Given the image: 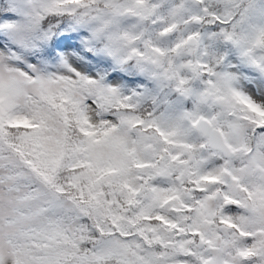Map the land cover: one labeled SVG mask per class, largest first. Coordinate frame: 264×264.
<instances>
[{"label":"rangeland","instance_id":"374dc122","mask_svg":"<svg viewBox=\"0 0 264 264\" xmlns=\"http://www.w3.org/2000/svg\"><path fill=\"white\" fill-rule=\"evenodd\" d=\"M63 1L68 0H0V6L3 5L1 10L7 15L4 21L9 20L0 25V32L12 47L0 41V98L4 100L0 99V107L3 112L9 113L7 124L16 127L27 124L31 116H37L36 125L30 128L34 133L21 134V138L43 145L54 163V156L61 151L57 139L62 137L63 126L60 120L48 116L47 106L60 103L65 112L86 131L93 132V138L82 145L81 153L87 150L96 161L112 160L120 167L111 180L125 179L122 171L124 162L129 163L134 158L145 161L155 157L159 150L166 151L160 176L162 184L174 194L166 204L163 203L165 211H168L167 205L175 207L177 211L174 212L180 211V197L192 195L196 206L191 216H195L198 229H201L197 235L211 246L208 253L194 251L196 264H258L248 259L251 255L264 257V28L261 26L264 0H217L225 1L227 8L237 3L236 7L242 14L240 23H243V29L234 43L236 51L226 54V65L221 64L220 70L210 73L208 84L202 82L200 66L196 63L186 65L191 78L187 82L181 80L179 72L174 73V67L169 70V77L162 70L153 84L154 89L158 91L167 85L166 97L173 92L175 94L160 111L159 121L150 120L148 126H142L143 130L133 127V122L128 119L121 120L124 112L118 118L112 112L114 109L104 107L102 102L95 100L96 95L101 99L105 95L108 106L111 101H118V87L123 81L119 73L111 74L107 81L99 85L90 81L87 85L85 81L90 77L101 80L105 68L100 66L90 71L87 61L72 50V45L57 46L56 57L49 58L50 52L44 57L36 54V50L40 49V38L36 36L42 29L46 14L58 12L57 6ZM74 1L76 9L77 1L82 0ZM105 1L101 0L102 3ZM199 1L187 0L176 19L185 22L186 12L201 10ZM108 2L112 8L94 5L92 9L96 12L88 8V12L95 14L83 27L95 41L100 39L101 33H108L106 42L111 41L112 44L104 48V55H108L113 60L112 65L117 67L122 63V54L132 47L133 34L140 27L144 29L148 26L147 19L153 9L149 1L131 0L129 9L124 0ZM194 18L199 16H192L191 22L187 21L179 29L181 35L191 33L186 43L192 37L197 39L187 50L190 57L198 55L205 45V38L198 35L199 24L193 22ZM122 28L128 30L129 35H121ZM145 60L148 65L145 72L164 66V56L158 52ZM165 81L168 83L164 84ZM146 94L145 90L142 99ZM33 99L41 104L37 110L31 108ZM244 105L247 109L242 108ZM201 118L214 122L236 152L232 159L222 157L227 174L223 169L222 176L217 179H196L197 172L200 170L201 173L215 160V153L206 147L207 140L194 129L196 121ZM112 124L114 127L109 129ZM3 129L0 122V134ZM6 152L0 137V264H94L98 257H108L111 264H118L112 263L115 259L119 264H182L173 262L174 255L185 252L180 240L166 238L170 243L163 247L169 251L168 255L159 257L148 248L144 249L148 256L144 260L142 243L133 246L116 236L103 240L98 254L89 259L82 256L85 261L77 262L72 257L75 247L68 245L69 238L72 239L79 228L72 215L76 206L71 200L62 199L48 190L47 184L51 179L45 181V173L36 168L35 171L22 169V165ZM174 152L177 153L176 159L170 161ZM81 162L76 156L68 166L80 165ZM148 167L144 164L134 170L144 176ZM214 187L223 192L226 204L243 203L245 208L248 204L252 206L250 213L237 218L233 224L219 219L230 228L226 236L219 232L216 219L224 199L214 202L216 192L220 191L212 194ZM162 197L160 189L153 193L148 191L144 213L158 208ZM183 218L178 215L180 221L175 226L178 237L183 231L182 226H185ZM252 236L260 246L257 253V247L249 252L241 250L242 243ZM183 242L184 245L190 243L186 239ZM193 247L197 249L195 243Z\"/></svg>","mask_w":264,"mask_h":264},{"label":"trees","instance_id":"16d2710c","mask_svg":"<svg viewBox=\"0 0 264 264\" xmlns=\"http://www.w3.org/2000/svg\"><path fill=\"white\" fill-rule=\"evenodd\" d=\"M138 1H149L153 11L147 19L148 26L144 29L140 27L133 34L132 47L126 54H122V63L117 67L112 65L113 60L108 55H104V48L112 44L111 41L108 44L106 42L108 33H101L100 39L95 41L83 27L95 14L88 12V8L93 12H96V9H92L94 5L112 8L108 5V0L103 3L101 0L77 1L76 9L73 7L74 0L59 3L60 5L57 6L59 8L58 12L53 11L51 14H46V18L42 22V29L37 33L36 38H40L38 41L40 49L36 50V54L44 57L50 52L49 58H52L58 54L57 46L72 45V50L87 61L90 71L97 70L100 66L105 68V75L101 80L90 77V80L85 81L87 85H89V81L99 85L107 81L111 74L119 73L123 81L118 87V101H111L108 106L105 95H103V99L96 95L95 100L102 102L104 107L114 109L112 112L118 118V115L124 112L121 120L128 119L133 122V127L143 130L142 126H148L150 120L159 121L160 111L165 109V106L175 94L173 92L166 97L168 94L167 85H163L158 91L154 89L153 84L161 75L162 70L169 77V70L174 67L176 69L173 68L174 73L179 72L181 80L187 82L191 78L186 65L190 62L192 64L196 63L200 66L198 69L202 82L208 84L207 79L210 78V73L220 70L221 64L226 63V54L236 51L234 43L243 23H240L242 14L239 13L236 7L237 3H233L227 8L225 1L201 0L199 1L202 4L201 10L186 12L184 15L185 22H183L176 19V17L187 0ZM124 3L128 9L132 6L131 0H124ZM2 8L3 5L0 6V25H4L9 21H4L7 15L2 12ZM194 15H198L203 19L202 24L197 27V32L198 35L205 38V45L204 50L198 55L190 57V55H187L189 45L186 40L191 33L186 32L181 35L179 29L187 21L191 22ZM262 25L264 28V20L261 23ZM174 27H176L175 30H173ZM126 34L129 35V31L122 28L121 35L126 36ZM262 35L264 41V33ZM0 41L7 47L12 48L3 32H0ZM157 52L163 54L164 66L161 69L157 68L156 71L145 72L148 68L145 59ZM204 70H207L208 73ZM167 83V81L164 82V84ZM145 90L147 94L142 99ZM2 101L4 102L3 99ZM33 101L36 103L35 106ZM33 101L30 103L33 105L31 106L32 109L37 110L41 107L37 100L33 99ZM47 107V111L50 113L48 116L60 120L63 126L62 137L57 139L61 151L54 156L56 162H52L43 145L30 142L24 137L21 138V134L34 133V130L30 128L36 125V121L39 119L37 116H31L27 124L23 123L15 127L12 124H7L9 113L3 112V108L0 107V117L2 119L0 122L4 127L0 137L7 151L6 154L12 155L15 158L14 161L22 165V169L35 171L34 168H36L41 173H45L44 180L51 179L50 184L46 183L50 188L48 190L55 192L62 199L71 200L76 206V210L72 215L73 220L78 221L79 228L72 239L69 238L68 240V245L75 247V250L72 251V257L77 262L85 261L81 258L82 256L89 259L92 255L98 254L102 241L116 236L127 240L132 245L142 243L141 254L146 260L145 257L148 258V256L144 249L147 248L159 257L168 255L169 251L163 246L166 244V238H169L174 241L180 240L182 242L180 244L185 250L183 254L174 255V263L196 264V253L193 244L198 236L194 231L201 229H198L199 227L194 220H191L190 214L186 213L187 216L184 214L186 224L181 235L177 237L178 231L175 230V223L179 221L178 216L174 212L169 211L168 213L163 209L164 204L173 195V190L162 184L160 176L162 158L166 156V151L159 150L156 152L155 157L145 161L134 158L129 163L124 162L122 171L125 173V179L111 180L113 174L119 171L120 167L114 165L112 160L107 162L96 161L89 155L87 150L81 153L82 145L93 138V132L86 131L76 119L65 112L60 103H54ZM41 121L44 120L41 119ZM41 121L40 124L42 125ZM113 127L112 124L109 129ZM176 154V152L172 154L170 161L176 159ZM76 156L82 160L81 164L68 166L70 160ZM144 164L149 167L146 174L142 176L140 171L138 174L134 169H139ZM223 169L224 160L216 157L209 166L204 167L201 173L200 170L197 172V178L201 176L220 178ZM157 189L162 190L161 202L155 213L150 211L145 214L146 194L148 191L153 193ZM189 204L191 203L189 202ZM218 211L219 215L216 216L217 226L221 224L219 219L233 224L237 218H243L245 214L242 206L220 207ZM161 218L169 222V225H166ZM253 235H255L254 231ZM184 239L190 243L184 245ZM62 243L67 244L64 241ZM256 247L257 253L260 246L258 242L253 240V236L248 237L240 246L241 250H247V252ZM255 260L258 264H263L264 257L257 255ZM116 262L119 264L116 259L112 261V263ZM99 263L111 264L108 257H98L94 264Z\"/></svg>","mask_w":264,"mask_h":264},{"label":"water","instance_id":"95a60500","mask_svg":"<svg viewBox=\"0 0 264 264\" xmlns=\"http://www.w3.org/2000/svg\"><path fill=\"white\" fill-rule=\"evenodd\" d=\"M195 23L200 24L202 22V20L200 18H195L194 19ZM197 42V39L192 37L189 40V45H194ZM195 129L199 132H201L205 137H207L209 139V147L217 150L219 152H221L225 157L227 158H231L234 156V151L230 148V146L227 144L225 138L223 137V135L221 134V132L216 129L213 128L212 124L207 120V119H201L197 122V124L195 125ZM221 199V194L218 193L215 197V201L218 202ZM227 206H229V203H227ZM247 210L249 212L252 211V206L251 204L247 205ZM220 231L221 233L226 236L228 234V227L223 225L220 227ZM197 247L199 249H204L209 252L210 251V247L206 246L205 247V243L203 240H199L197 243ZM253 257H249V260H251ZM224 264H230V263H224Z\"/></svg>","mask_w":264,"mask_h":264},{"label":"flooded vegetation","instance_id":"af4514ba","mask_svg":"<svg viewBox=\"0 0 264 264\" xmlns=\"http://www.w3.org/2000/svg\"><path fill=\"white\" fill-rule=\"evenodd\" d=\"M213 126H216L214 122H213Z\"/></svg>","mask_w":264,"mask_h":264}]
</instances>
